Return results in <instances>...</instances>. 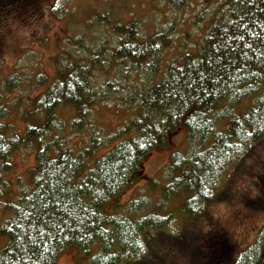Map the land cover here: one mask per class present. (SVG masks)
Here are the masks:
<instances>
[{"label": "trees", "instance_id": "obj_1", "mask_svg": "<svg viewBox=\"0 0 264 264\" xmlns=\"http://www.w3.org/2000/svg\"><path fill=\"white\" fill-rule=\"evenodd\" d=\"M167 2L176 8L185 4V0ZM17 5L16 0H0V21L30 9L22 0ZM108 21L107 13H96L78 37L65 40L66 48L53 58L57 77L32 100L44 118L40 124L28 125L21 133L10 129L4 122L6 105L0 102V184L16 150L32 146L35 160L30 192H22L17 203L6 204L11 216L0 228L6 236L0 264H56L70 247L82 252L87 264L140 260L141 264L143 256L152 255L149 239L163 240L174 223L172 215L159 213L162 206L181 194L180 213L194 219L202 216L217 198L223 169L264 140V0H229L212 17L198 53L184 54L180 64L168 61L159 82H154L155 76L170 31L160 30L140 40L134 22L116 20L107 32H98ZM90 28L97 29L103 40L94 49L85 44ZM110 40L116 46L104 49ZM114 60L118 66L127 63L131 71L143 69L147 82L129 87L127 82L110 81L105 91L95 87L96 70L104 63L111 67ZM127 69L120 74L130 75ZM38 80L42 83L44 77ZM15 82L13 77L4 86H15ZM107 95L117 96L131 108L132 119L113 136L119 140L103 155L94 156L104 143L95 130L87 146L75 151L62 135L64 125L55 119V108L74 107L70 127L76 132L87 122L93 129L91 108ZM250 96L244 112H236L240 101ZM219 120L225 121L221 129H217ZM180 129L196 137L197 148L186 155H170L169 182L160 188L158 211L142 213L146 203L138 198L130 200L123 213L115 205L110 210L130 186L140 179L150 180L144 176L143 162L154 149L167 146ZM255 174L264 183V167ZM250 205H264V193L259 192ZM216 237L220 241L214 243ZM199 243L188 264H200V259L201 264H214L213 258L218 263L224 248L228 252L230 247L222 231L202 246ZM257 264H264V257Z\"/></svg>", "mask_w": 264, "mask_h": 264}, {"label": "rangeland", "instance_id": "obj_2", "mask_svg": "<svg viewBox=\"0 0 264 264\" xmlns=\"http://www.w3.org/2000/svg\"><path fill=\"white\" fill-rule=\"evenodd\" d=\"M20 1L16 0L17 7ZM109 1L22 0L23 4L30 7L28 12L11 13L3 19L4 21H0V102L6 105L7 115L4 122L10 129L21 133L26 126L38 125L44 119L41 113L36 111L32 100L40 97L56 79L57 67L53 58L66 48L65 40L78 37L86 27L85 24L96 13L108 14V25L98 30L100 33L107 32L116 20L121 23L134 22L140 40H145L160 30L170 31V38L164 40L168 42L161 53L160 70L155 76L154 82H159L164 78V70L169 62L176 61L180 64L184 54L198 53L212 17L229 2L185 0L182 7L176 8L167 0ZM108 2L109 4H106ZM98 32L97 29L90 28L85 34V44L91 49L95 48V44L103 42ZM114 46V41L110 40L104 49L113 50ZM104 61H107V57ZM118 64L119 61L115 60L109 68H106L105 63L102 64L93 76V85L105 91V83L110 81L127 82L129 87L132 83L147 82L149 76L143 69L131 71L127 69L128 64L124 63L119 65L120 68L131 73L122 76V70L117 69ZM40 76L44 77L42 83L38 80ZM13 77L16 78L15 86H4L5 82ZM252 98L253 96L242 99L235 111L244 112ZM103 99L91 108V119L95 125L93 129L88 126V122L87 126L78 132L71 129L70 124L76 115L71 105H59L54 110L55 119L64 125L62 135L75 151L87 146L94 130L103 138V145L95 152L96 158L106 153L119 140V137L113 136L134 115V111L121 104L117 96L107 95ZM224 124V120L217 121V129H221ZM124 137H127V134L120 138ZM189 137L185 129H180L171 136L167 146L154 149L143 162L144 176L150 180L137 181L110 205L109 209L112 210L115 205L117 212L123 213L127 203L138 198L146 203L142 213L158 211L156 204L161 199L160 188L169 182L166 165L170 155H186L197 148L196 137ZM33 150L32 146L16 150L10 159L12 167L8 171H2L4 183L0 184V228L11 216L6 204L17 203L22 192L29 193L31 190V168L35 164ZM250 151L248 155L240 157L223 169L217 198L205 208L202 216L194 219L180 213L181 194L162 206L159 213L172 215L174 223L166 230L168 236L163 240L149 239L148 250L152 255L143 256L145 259L141 264H188V257L196 250L197 242L202 246L214 233L217 235L219 232L221 235V231L230 247L228 252L224 248V255H221L218 263L216 258H213L214 264H257L264 249V205L252 207L250 203L259 192L260 195L264 193L259 190L260 187L264 188V183L260 182V178L255 174L258 168L264 167V140ZM216 238L215 242L220 241L219 237ZM5 242L6 236L0 233V248ZM219 244L224 247L221 242ZM94 251L95 248H92L91 253ZM86 259L82 252L70 247L58 257L56 264H87ZM159 259L161 263L157 262ZM140 261H133L132 264H138Z\"/></svg>", "mask_w": 264, "mask_h": 264}, {"label": "flooded vegetation", "instance_id": "obj_3", "mask_svg": "<svg viewBox=\"0 0 264 264\" xmlns=\"http://www.w3.org/2000/svg\"><path fill=\"white\" fill-rule=\"evenodd\" d=\"M215 240H216V239H214V243H215ZM229 245H230V244H229ZM263 252H264V249H263Z\"/></svg>", "mask_w": 264, "mask_h": 264}]
</instances>
